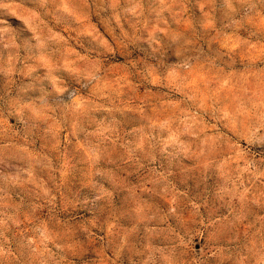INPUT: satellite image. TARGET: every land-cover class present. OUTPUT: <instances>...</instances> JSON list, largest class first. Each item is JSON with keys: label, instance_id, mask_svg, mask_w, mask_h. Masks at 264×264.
<instances>
[{"label": "rangeland", "instance_id": "374dc122", "mask_svg": "<svg viewBox=\"0 0 264 264\" xmlns=\"http://www.w3.org/2000/svg\"><path fill=\"white\" fill-rule=\"evenodd\" d=\"M45 9L0 0V246L9 253L0 264H264V185L247 193L258 203L233 208L231 185L217 178L214 195L208 170L179 150L190 138L178 136L199 120L209 126L201 138L231 135L213 113L264 101V0H49ZM46 29L63 37L51 57L35 39ZM57 57L64 69L49 71ZM100 132L120 164L101 169L115 174L103 215L83 206ZM250 136L264 143V128ZM164 149L174 166L157 163ZM39 220L52 221L56 241Z\"/></svg>", "mask_w": 264, "mask_h": 264}, {"label": "clouds", "instance_id": "9594fccd", "mask_svg": "<svg viewBox=\"0 0 264 264\" xmlns=\"http://www.w3.org/2000/svg\"><path fill=\"white\" fill-rule=\"evenodd\" d=\"M38 7L45 9V6L48 5L49 0H36ZM164 0H161L163 3ZM66 0H61V5L65 4ZM46 10V9H45ZM37 16L38 14H33ZM117 22H119L117 20ZM43 23V22H42ZM159 31V29H156ZM37 47L40 50L41 54L52 56L50 48L52 45H59L60 41L63 40V37H60L59 34L52 35L51 29H46V31L41 32L36 36ZM63 57H57L54 59V66L49 68V71L60 72L64 69L62 63ZM83 59L82 57L77 56V61ZM76 62L74 61V64ZM102 62L97 61L96 75L92 78L94 81H99L98 92L101 96H104V88L106 86L105 78L101 75L103 69L99 66ZM70 76H75L76 73L69 72ZM87 85L81 84V88H85ZM76 89L68 86L63 89V93L67 96L68 99H72V93ZM257 109L259 111L257 112ZM79 108L76 107L73 111H78ZM221 114L216 116L213 113V118L219 121H227L224 125L229 129L231 135L225 134L217 129L216 133L212 136L203 135L205 128L209 127L208 125L203 124V120L194 121L192 124H189L187 127L178 130L179 135H185L190 139L185 141H179L180 152L186 156H194L200 163H202L206 170H208V178L213 181L211 186L212 193L215 195L219 189L217 184L219 180L225 181L227 184L231 185L229 190V195L239 202L232 204L233 208H248L250 203L256 204L259 201V197L253 192L251 199L249 200L247 193L253 188L258 190V185H264V157L256 159V156H260V153H256L254 156H250L252 148H259L264 150V143L253 142L250 136L253 128L255 131L259 132L260 129L264 128V101L259 105L253 103L249 110L240 112L239 109L235 113H229L227 109H217ZM238 115H243L245 120L241 122V127H236V117ZM212 128H216V125H211ZM89 136L97 135V133H89ZM99 135L102 137L100 143L97 145V150L102 154L100 158H94L90 163L96 167L97 171L92 175L97 176V181H89V184L93 188L91 196H83V206L85 210L89 209L93 213H100L101 215L110 213L113 211L112 208V192L107 191L103 185L109 183V181L114 182V173H106L102 171V168H111L113 165L119 167L120 164L116 160H112L109 157L108 149L103 147V132H100ZM164 154L161 156L160 161L157 163H163L167 160L170 166H174L176 163L175 158L167 152V149L163 150ZM120 162L127 163L124 157L119 158ZM219 178V180L217 179ZM246 183L251 185V187H246ZM98 190V192H97ZM243 193V195H241ZM261 196H264V192L260 193ZM49 203L52 204V201L49 200ZM175 203V202H173ZM55 206L53 205V208ZM176 207L171 208L172 212H176ZM40 225L46 230L47 236L46 239L49 241H56L58 238V233L55 231V225L53 228H49L48 224L52 223L51 220L38 221ZM3 222L0 221V224ZM2 234V233H0ZM39 237L35 239H30L29 244L38 245ZM58 249L63 251L66 247L70 245H65L63 243H56L55 245ZM9 253L5 250L3 246H0V258H7Z\"/></svg>", "mask_w": 264, "mask_h": 264}]
</instances>
